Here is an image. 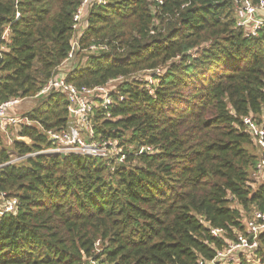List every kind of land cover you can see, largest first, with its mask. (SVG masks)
<instances>
[{
    "label": "trees",
    "instance_id": "16d2710c",
    "mask_svg": "<svg viewBox=\"0 0 264 264\" xmlns=\"http://www.w3.org/2000/svg\"><path fill=\"white\" fill-rule=\"evenodd\" d=\"M80 2L0 0V35L10 28L0 102L33 98L58 73ZM237 20L236 0L89 9L80 46L107 48L79 52L60 74L78 87L122 78L124 100L110 118L98 104L93 122L96 139H119L127 158L31 155L53 147L46 130L68 125L62 90L28 112L43 130L21 126L9 143L0 129V205L2 193L18 199L0 214V264H199L240 235L252 240L246 221L264 213V183L252 184L260 152L243 119L264 123V26L247 36ZM257 242L238 264H264V231Z\"/></svg>",
    "mask_w": 264,
    "mask_h": 264
},
{
    "label": "built area",
    "instance_id": "2783aa9c",
    "mask_svg": "<svg viewBox=\"0 0 264 264\" xmlns=\"http://www.w3.org/2000/svg\"><path fill=\"white\" fill-rule=\"evenodd\" d=\"M158 3H163V0H154ZM107 0H81L78 8L73 15L71 49L67 58L59 65L58 73L55 74L37 93L30 99L40 98L48 94L52 90H62L68 98L69 122L68 125L61 130H46L48 139L53 144V147L41 150L31 155L39 153H59V154H78L83 156H93L106 159L114 163H123L127 158L125 145L121 144L119 139H96L94 116L96 114L97 103L99 102L100 109L106 110V117H111L110 107L124 100L123 95H119L118 91H113L110 86L119 79H110L103 85L95 87L82 86L78 87L68 83L65 77L60 74L68 68L69 64L75 61L79 52L90 51L98 53L102 49H106L105 45L93 44L87 49H82L80 46V37L84 30V20L86 15L94 5L106 4ZM236 8L238 13L237 27L241 28L247 36L258 35L261 28L264 26V0L256 3L255 0H236ZM19 14H17V17ZM10 28L7 26L0 35V55L7 50V43L10 41ZM161 70H156L155 73H160ZM151 73V72H148ZM154 73V72H153ZM1 76V75H0ZM150 81L147 80V87L151 93L154 92V87L157 84V79L150 74ZM26 99L14 98L5 102H0V129L5 135H9L11 129H19L21 126L36 125L40 129H44L43 125L32 119L28 112H21L20 107ZM244 124L248 132L252 135L255 144L259 148L260 157L253 173L255 184L264 183V123L258 122L253 115L244 117ZM147 149H143V151ZM150 152L153 149L148 148ZM23 157H15L12 161H18ZM3 202L0 205V214L4 212H15L18 205L17 198H6L2 193ZM248 235H240L237 242H232L229 246L219 251L212 260H199V264H238L239 253L241 251H252L258 247L257 236L264 231V213L255 211L252 217L246 222ZM218 234L216 230L213 231ZM256 264H259L258 260ZM254 261V263H255ZM91 264L97 262L90 261Z\"/></svg>",
    "mask_w": 264,
    "mask_h": 264
},
{
    "label": "rangeland",
    "instance_id": "374dc122",
    "mask_svg": "<svg viewBox=\"0 0 264 264\" xmlns=\"http://www.w3.org/2000/svg\"><path fill=\"white\" fill-rule=\"evenodd\" d=\"M69 68V67H68ZM68 68H66V69H68ZM65 69V70H66ZM64 70V71H65ZM146 74H144V73H142V74H144V75H141L146 81L148 80V81H150V79H151V77H150V74L148 73V72H145ZM121 81L120 80H118V81H115L114 83H112V85L110 86V89H112L113 91L115 90V91H117V85L120 83ZM34 102V106H36L37 104H38V102H39V99L38 100H36V101H33ZM96 103H97V105L99 104V102H96L95 100H94V104L96 105ZM30 106H28V105H26V104H22L21 105V107H20V111L21 112H29V111H31V109H32V107L31 108H29ZM5 137L7 138L6 140L9 142V143H12L13 142V140H14V138H18V129H12V130H10V132H9V135H5ZM130 149H132V148H130ZM252 184L255 186V180H254V178H253V182H252ZM247 222V221H246ZM251 257V256H250ZM257 263V261H255V264Z\"/></svg>",
    "mask_w": 264,
    "mask_h": 264
},
{
    "label": "crops",
    "instance_id": "0c3cea01",
    "mask_svg": "<svg viewBox=\"0 0 264 264\" xmlns=\"http://www.w3.org/2000/svg\"><path fill=\"white\" fill-rule=\"evenodd\" d=\"M36 100H38V98H35V99H26L23 103L26 104V105H28V106H30L29 108L32 107L31 110H33V108H35V106H34L35 104H34L33 101H36Z\"/></svg>",
    "mask_w": 264,
    "mask_h": 264
}]
</instances>
